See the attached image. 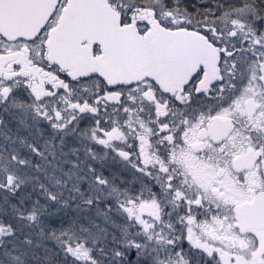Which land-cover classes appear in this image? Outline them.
I'll list each match as a JSON object with an SVG mask.
<instances>
[{
    "label": "snow or ice",
    "instance_id": "1",
    "mask_svg": "<svg viewBox=\"0 0 264 264\" xmlns=\"http://www.w3.org/2000/svg\"><path fill=\"white\" fill-rule=\"evenodd\" d=\"M0 264H264V0H0Z\"/></svg>",
    "mask_w": 264,
    "mask_h": 264
}]
</instances>
